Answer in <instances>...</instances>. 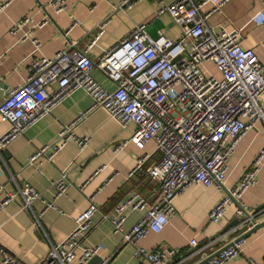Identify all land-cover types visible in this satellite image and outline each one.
<instances>
[{"label": "built area", "instance_id": "1", "mask_svg": "<svg viewBox=\"0 0 264 264\" xmlns=\"http://www.w3.org/2000/svg\"><path fill=\"white\" fill-rule=\"evenodd\" d=\"M139 1L122 0L119 6L130 8ZM154 1L156 15L165 13L181 27L178 39H169L161 34L153 39L146 34L142 23L109 47L97 62H93L88 53L99 38V31L82 49L71 43L54 57H33L25 82L0 100V120L9 126L0 135V153L39 118L51 113L70 91L83 89L93 99L88 111L101 108L121 127L128 123L134 125L131 136L115 148L131 143L141 149L145 142L152 141L158 154L157 161L146 168H143L145 156L136 158L130 172H143L157 180L160 191L158 203L148 205L134 192L115 203L110 212L102 215V219L110 222L113 233H118L125 220V210L142 211L148 205L140 220L122 235V240L133 247V256L150 264H169L168 258L175 255L173 249L147 251L138 246L139 240L148 231L157 233L166 226L173 213L170 199L179 190L191 184L205 188L223 187L227 160L237 140L259 124L262 128L260 151L236 184L226 188V195L211 208L207 220L218 223L227 207L239 202L242 193L256 184V174L264 161V107L261 103L264 64L252 48L241 46L238 31L212 28L205 22L230 0H175L169 4H164L163 0ZM257 1L264 9V0ZM48 3L56 13L67 9L65 0H48ZM207 4L211 7L202 12V7ZM6 6L7 3L1 4L0 11ZM258 15H252V21L259 23ZM47 23L45 20L38 26L43 27ZM32 24L33 19L26 15L14 23L9 33L14 35ZM76 24L77 20L64 35ZM21 40H31L35 51L41 48L42 43L38 39L24 35ZM207 62L213 65L219 78L208 73L205 68ZM93 67L114 81L113 90L106 92L93 79L90 73ZM71 126L65 127L52 145L35 151L29 162L52 161L66 142L74 138ZM88 140L86 136L75 139L80 148ZM24 183L23 186L18 185L17 191H10L0 183V209L8 207L20 196L24 209L31 210L38 200L44 205L43 212L50 209L64 214L57 205V199L66 196L71 185L67 172H62L52 184L54 193L50 200L30 183ZM94 197H88L89 206L76 216L73 231L63 241L52 244L45 259L38 264H87L99 254L100 246L87 247L81 241L91 230L93 216L99 210ZM243 214L239 207L234 211L240 224L250 222L251 227L256 225L251 216L247 214L249 217L245 218ZM243 243L244 239H238L203 264H224L239 256ZM189 244L194 247L196 241L192 239ZM0 255V264H19V259L3 248H0ZM247 262L264 264V256Z\"/></svg>", "mask_w": 264, "mask_h": 264}, {"label": "crops", "instance_id": "2", "mask_svg": "<svg viewBox=\"0 0 264 264\" xmlns=\"http://www.w3.org/2000/svg\"><path fill=\"white\" fill-rule=\"evenodd\" d=\"M121 1L65 0L67 9L56 13L48 0H0V5L7 3L0 11V100L25 82L33 57H54L71 43L82 49L96 31H99V38L88 53L93 62H97V58L109 47L142 23L145 24L146 34L153 39H157L160 34L169 39H178L181 35V27L173 23L167 14L156 15L157 5L154 0H141L130 8L119 6ZM173 1L163 0V3ZM210 7L207 4L201 11L205 12ZM256 13L261 20L259 23L251 19ZM26 15L33 19L34 24L11 35V27ZM45 20L48 23L39 27L38 24ZM76 20L78 24L64 35ZM205 22L212 28L238 31L241 46L252 48L258 60L264 64V9L257 0H230L219 12L206 18ZM24 35L38 39L42 43L40 50L35 51L31 40L22 41ZM205 68L211 76L220 77L211 63L207 62ZM90 73L103 90L108 92L114 89V81L97 67H93ZM262 92L261 103L264 107V89ZM92 103V96L83 89L70 91L68 96L52 108L51 113L39 118L0 153V183L10 191H17L18 185L23 186L27 182L45 199L50 200L54 193L52 184L64 171L71 184L66 196L57 199L63 215L50 209L43 212L44 205L38 200L33 203L31 210L24 209L20 196L8 207L0 209V248L16 256L19 264H38L45 259L50 246L63 241L73 231L75 218L87 209L88 197L91 195L95 196L99 210L93 216L91 230L81 241L87 247L100 246L97 255L108 261L124 242L122 235L140 220L148 205L157 204L160 199L156 179L143 172L130 173L138 157L145 156L143 168L157 161L158 154L153 142H145L141 149L131 143L115 148L131 136L134 125L128 123L121 127L101 108L88 111ZM67 126H71L74 138L66 142L52 161L29 162L35 151L52 145ZM8 127L6 122L0 120V135ZM255 128L237 140L227 160L223 187L205 188L191 184L176 192L170 199L173 213L168 217L166 226L157 233L148 231L139 240V247L147 251L156 248L173 249L175 255L168 258L169 264H198L252 228L248 222L239 227H231L211 240L236 219L234 211L238 207L255 222L264 220V206L256 210L264 204V161L256 174L255 186L245 190L239 202L227 207L218 223L207 220L211 208L226 195V188L236 184V180L260 151L262 128L259 124ZM85 136L89 140L80 148L75 139ZM134 192L146 200L147 207L142 211L125 210L121 231L113 233L110 222L102 219V215ZM192 239L196 241L194 247L189 244ZM205 240L206 243L199 246ZM191 248L194 251L190 252ZM263 256L264 227H260L244 237L239 256L224 264H248V259L257 261ZM109 264L150 263L133 256V247L126 245Z\"/></svg>", "mask_w": 264, "mask_h": 264}, {"label": "water", "instance_id": "3", "mask_svg": "<svg viewBox=\"0 0 264 264\" xmlns=\"http://www.w3.org/2000/svg\"><path fill=\"white\" fill-rule=\"evenodd\" d=\"M264 206L263 205H259V207H257L256 210L262 208ZM245 218H248L249 216L247 214H243ZM251 220V219H250ZM239 226H242V224H240V219H235L233 220L232 222H230L227 226H225L224 228H222L220 230V232H218L217 234H215L211 240L215 239L216 237L220 236L221 234H224L225 232H227L231 227H239ZM260 227H264V220L260 221V222H257L256 225H254L252 228H250L249 230L245 231L244 233H241L238 235V237L236 239H234V241H231L230 243L220 247L219 250H217L215 253L211 254V255H208L207 257H205L201 262H199L198 264H203V262H205L206 260L214 257V255H216L217 253L220 252L221 249H224L230 245H232L233 242H236L238 241V239H244V237L246 235H248L249 233L255 231L256 229L260 228ZM40 236V234H39ZM206 243V240L205 241H202V243H200L199 246H202L203 244ZM127 244L125 242L122 243V245L120 247H118L114 252L113 254L109 257V260L105 262V264H109L112 260H113V257L117 254V252L119 250H121L123 247H125ZM190 252L194 251V248H191L189 250ZM103 259L100 255H95L92 257V259L87 263V264H100L102 263Z\"/></svg>", "mask_w": 264, "mask_h": 264}]
</instances>
